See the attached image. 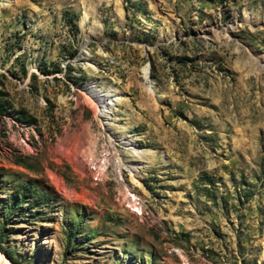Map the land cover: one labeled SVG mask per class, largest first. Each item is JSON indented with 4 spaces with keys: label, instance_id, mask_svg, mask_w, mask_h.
Masks as SVG:
<instances>
[{
    "label": "rangeland",
    "instance_id": "1",
    "mask_svg": "<svg viewBox=\"0 0 264 264\" xmlns=\"http://www.w3.org/2000/svg\"><path fill=\"white\" fill-rule=\"evenodd\" d=\"M0 243L264 264V0H0Z\"/></svg>",
    "mask_w": 264,
    "mask_h": 264
},
{
    "label": "bare ground",
    "instance_id": "2",
    "mask_svg": "<svg viewBox=\"0 0 264 264\" xmlns=\"http://www.w3.org/2000/svg\"><path fill=\"white\" fill-rule=\"evenodd\" d=\"M94 28V27H93ZM149 89L151 90V87H149ZM89 90H91L92 92H94L95 94H98V92L96 91V89L95 88H91V89H89ZM90 92V91H89ZM115 95H117V94H115L114 92H110L109 93V96L111 97V104L113 103V99H117L118 97L117 96H115ZM115 96V97H114ZM89 98V97H88ZM94 105H96L97 107H98V105L100 104V102H102L103 100H102V98H101V100L100 101H95V100H93V99H89ZM99 102V103H98ZM110 102L109 103H107V106L109 105H111L110 104ZM108 106V107H109ZM109 113H110V111H109ZM130 140V139H129ZM128 143V142H127ZM137 150V149H136ZM133 156L135 157V158H137V159H140V154H139V152H137L136 151V153L135 154H133ZM138 168V167H137ZM0 258L4 261V263H8V264H11L3 255H1L0 254Z\"/></svg>",
    "mask_w": 264,
    "mask_h": 264
},
{
    "label": "trees",
    "instance_id": "3",
    "mask_svg": "<svg viewBox=\"0 0 264 264\" xmlns=\"http://www.w3.org/2000/svg\"><path fill=\"white\" fill-rule=\"evenodd\" d=\"M0 251L7 254L6 250L2 247L1 243H0Z\"/></svg>",
    "mask_w": 264,
    "mask_h": 264
}]
</instances>
